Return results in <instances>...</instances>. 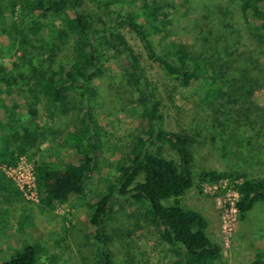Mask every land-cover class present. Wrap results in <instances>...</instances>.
I'll return each mask as SVG.
<instances>
[{
	"label": "trees",
	"instance_id": "1",
	"mask_svg": "<svg viewBox=\"0 0 264 264\" xmlns=\"http://www.w3.org/2000/svg\"><path fill=\"white\" fill-rule=\"evenodd\" d=\"M182 1L183 4L176 0H0L1 34L8 35L17 27L16 22L8 20L16 14L17 19L21 15L28 16L25 24L29 25L31 42L39 34L50 37L48 41L38 40L37 47L28 45V40L23 41L18 51L23 63L29 64L27 73L18 79H0V86H4L0 88V162L12 165L17 159L5 132L13 133L12 140L16 143L19 138H31L29 131L37 130L42 108L46 109L48 118L54 117V111L65 118L77 111L78 125L67 136L72 151L70 160L53 165L37 162L33 169L37 197L40 204L48 208L66 204L71 197L84 200L88 182L95 173L99 174L100 167L111 170L100 178L105 183L104 192L97 195L96 201L85 204L88 224L95 231L97 252L94 264H114L112 255L107 252L113 239L106 231V224L112 221L117 206L123 212L127 208H137L136 219L146 222L157 237L167 264H217L222 259L220 248L207 236V221L197 212L185 210L180 201L192 185L191 150L195 140L189 135L169 134L163 130L160 102L154 98L138 57L120 30L126 29L134 34L146 50L148 59L158 63L167 76L182 86H187L194 78L205 80L207 71L203 65L218 69L223 78L215 76L211 78V84L205 82L202 85L205 90L203 102L215 108L214 101L227 94L222 89L232 90L227 86H233L231 79L242 81L246 78L247 70L243 65L234 68L229 64L254 62L250 56L239 59L242 56L238 53L240 37H236L238 28L232 23L230 10L238 8L246 27L264 43V0H200L206 11L204 17L210 16L213 20L210 21L212 29L207 30L213 42L202 36L204 29L199 25L200 19L195 18L192 22L197 42L194 51L187 44L170 41L158 54L155 35L166 31L169 26V22H165L166 15L163 14L160 21L158 13L165 8H170L171 13L181 9L189 13L191 0ZM18 2L21 3L19 12L16 11ZM90 5L96 6L100 12L96 20ZM124 5L129 11L122 9ZM4 10H9V16L3 13ZM46 19H51L50 25L46 26L51 27L47 33ZM55 21L59 24L55 25ZM165 24L168 25L166 29ZM170 26L174 27L171 20ZM25 46H29L30 52ZM64 52L61 59L59 55ZM109 54L121 65V80L135 90V105L147 122L146 130L130 136L115 164L105 158L104 136L107 135L93 114L97 94L93 82L103 77V64L110 60ZM229 56L238 60H229ZM217 83L221 87L216 89ZM234 90L242 92V87ZM64 125L69 128L71 123L64 122ZM53 133V136L57 134ZM161 143L170 144L179 163L160 155L156 145ZM107 150L110 151L109 146ZM226 178L240 181L235 185L238 197L234 206L239 219L245 220L257 202L264 204V178L202 171L198 182L213 185ZM39 252L36 246L27 245L0 264H38ZM255 257L253 264H264V250L257 252Z\"/></svg>",
	"mask_w": 264,
	"mask_h": 264
},
{
	"label": "rangeland",
	"instance_id": "2",
	"mask_svg": "<svg viewBox=\"0 0 264 264\" xmlns=\"http://www.w3.org/2000/svg\"><path fill=\"white\" fill-rule=\"evenodd\" d=\"M176 1L183 4L182 0ZM191 2L190 5L188 3L189 13L181 9L173 14L170 8L158 13L160 21L165 14V22H169V26L165 24V29L168 26L166 31L155 35L154 45L158 54L170 41L187 44L194 51L197 42L192 22L195 18L200 19L199 25L204 29L202 36L213 42L207 32L212 29V18L204 17L206 11L200 0ZM17 4L16 11L19 12L21 3ZM89 9L95 14L93 18L96 20L99 10L94 5H90ZM122 9L129 11L126 5ZM230 11L232 23L238 28L236 37H240L238 53H242V56L239 59L250 56L254 62L229 64V67L234 68L243 65L247 70L246 78L242 81L239 78L231 79L233 86H227L232 90L222 89L227 94L214 101L215 108L203 102L205 90L202 85L205 82L211 84L210 80L215 76L223 78L216 66L217 70H214L207 64L203 65L207 71L206 79L194 78L187 86H182L167 76L158 63L148 59L146 50L134 34L126 29L120 31L138 57L141 71L153 90L154 98L160 102L163 130L169 134L189 135L195 140L191 150L192 185L180 199L182 207L197 212L207 221V236L220 248L222 256L217 264H253L256 253L264 250V204L257 202L245 220H240L239 214L230 205L236 199L235 185L240 181L226 178L213 185L198 182V175L202 171L245 174L250 179L264 178V43L246 27L238 8H231ZM3 13L9 16L10 12L4 10ZM17 16L14 14L10 19L8 17V20L17 23V27L8 35L0 33V79H18L27 73L26 67L29 64L23 63L18 51L23 41L28 40V45L37 47L38 40L50 39L49 36L47 38L39 34L31 42L33 37L29 25L25 24V20H29L28 16L21 15L20 19ZM170 20L174 27L170 26ZM50 22L51 19L44 20L46 33L51 29L46 27ZM58 24L55 21V25ZM25 49L30 52L29 46H25ZM64 54L59 55L61 59ZM109 57L110 60L103 64V77L93 82L97 93L93 114L107 135L104 136L107 146L105 158L107 162L115 164L120 159L123 146L130 141V136L146 130L147 122L140 116V109L135 105V90L121 80V65L110 54ZM229 60L238 59L229 56ZM215 85L216 89L221 87L220 83ZM240 86L242 92L234 90ZM46 112V109H41L37 130L29 131L31 138L22 137L13 143L14 134L5 132L10 149L17 154V159L12 165L0 162V262L11 258L23 247L33 245L40 251L38 264H94L97 252L95 231L88 224L85 204L96 201L97 195L104 192L105 183L100 178L107 176L111 170L100 167L99 174L95 173L88 182L84 200L71 197L66 204L52 208L40 204L33 165L37 162L53 165L69 161L72 151L67 136L79 121H76L77 111L69 113L66 118L58 111L53 112L54 117L48 118ZM68 121L71 123L69 128L64 125ZM51 126L54 128L50 129ZM53 132L57 134L53 136ZM108 146L110 151L107 150ZM156 146L162 157L179 163V157L170 144L161 143ZM21 185L25 187V195L20 189ZM136 209L127 208L123 212L117 206L111 216L112 221L106 224V231L113 239L107 247L113 263L167 264L157 237L146 222H138L136 219Z\"/></svg>",
	"mask_w": 264,
	"mask_h": 264
},
{
	"label": "built area",
	"instance_id": "3",
	"mask_svg": "<svg viewBox=\"0 0 264 264\" xmlns=\"http://www.w3.org/2000/svg\"><path fill=\"white\" fill-rule=\"evenodd\" d=\"M19 181H21V183H23V180L22 179H20ZM21 188V191L23 192V194L25 195V187H24V185H21L20 186ZM236 193V192H235ZM237 197H238V195H237V193H236V195H235V198L237 199ZM236 199L234 200V202H232L230 205H231V209H234L235 210V206H234V204H235V201H236ZM236 211V210H235Z\"/></svg>",
	"mask_w": 264,
	"mask_h": 264
}]
</instances>
